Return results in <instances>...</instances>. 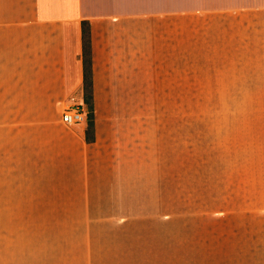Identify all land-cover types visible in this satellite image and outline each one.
<instances>
[{"label":"rangeland","instance_id":"obj_1","mask_svg":"<svg viewBox=\"0 0 264 264\" xmlns=\"http://www.w3.org/2000/svg\"><path fill=\"white\" fill-rule=\"evenodd\" d=\"M176 29L181 41L182 24ZM112 67L115 80L107 81L128 86L92 92L100 138L87 153L80 134L88 111L79 125L60 119L65 105L88 108L84 95L65 97L47 117L0 112V200L85 198L96 251H174L172 264H264V161L231 154L232 111H201L264 105V96L184 95V63ZM82 173L86 193L78 190Z\"/></svg>","mask_w":264,"mask_h":264},{"label":"crops","instance_id":"obj_2","mask_svg":"<svg viewBox=\"0 0 264 264\" xmlns=\"http://www.w3.org/2000/svg\"><path fill=\"white\" fill-rule=\"evenodd\" d=\"M262 2L0 0V112L47 117L65 97L84 95L83 21L90 23L91 94L108 96L117 86L127 87L107 81L115 80L108 76L112 66L125 61L184 63V95L264 96ZM180 24L183 35L177 41ZM204 108L233 112L225 115L236 119L231 154L264 161V105ZM98 130L96 121L95 139L87 143L83 127L86 153L99 142ZM89 182V174L82 173L78 190L89 192ZM27 204L0 200V264H172L174 251H96L85 198Z\"/></svg>","mask_w":264,"mask_h":264},{"label":"trees","instance_id":"obj_3","mask_svg":"<svg viewBox=\"0 0 264 264\" xmlns=\"http://www.w3.org/2000/svg\"><path fill=\"white\" fill-rule=\"evenodd\" d=\"M89 21L82 22L83 48H84V101L88 105V114L85 127V141L91 143L95 139L94 111L92 106L89 53Z\"/></svg>","mask_w":264,"mask_h":264},{"label":"built area","instance_id":"obj_4","mask_svg":"<svg viewBox=\"0 0 264 264\" xmlns=\"http://www.w3.org/2000/svg\"><path fill=\"white\" fill-rule=\"evenodd\" d=\"M87 108L82 103H71L63 106L61 122L67 127L85 123Z\"/></svg>","mask_w":264,"mask_h":264}]
</instances>
